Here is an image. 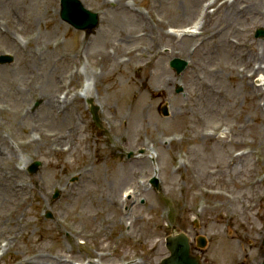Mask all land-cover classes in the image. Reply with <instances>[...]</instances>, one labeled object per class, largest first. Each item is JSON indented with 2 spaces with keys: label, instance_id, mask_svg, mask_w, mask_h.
I'll use <instances>...</instances> for the list:
<instances>
[{
  "label": "rangeland",
  "instance_id": "1",
  "mask_svg": "<svg viewBox=\"0 0 264 264\" xmlns=\"http://www.w3.org/2000/svg\"><path fill=\"white\" fill-rule=\"evenodd\" d=\"M81 1L88 34L59 0H0V264H159L172 227L204 264L258 263L264 0Z\"/></svg>",
  "mask_w": 264,
  "mask_h": 264
},
{
  "label": "water",
  "instance_id": "2",
  "mask_svg": "<svg viewBox=\"0 0 264 264\" xmlns=\"http://www.w3.org/2000/svg\"><path fill=\"white\" fill-rule=\"evenodd\" d=\"M60 18L78 29H84L90 32L97 25V15L86 9L80 0H60ZM256 35H263L264 30L257 31ZM11 57H0V62L10 61ZM177 72L182 70L186 62L182 59H173L170 62ZM180 90V88L178 89ZM165 115L166 112L164 111ZM37 163H35L36 165ZM31 170H35L34 167ZM57 192L54 196H57ZM50 214H48L49 216ZM200 245L204 244V239L199 238ZM262 247L264 249V235L262 238ZM166 247L169 250L170 256L161 260L160 264H199L194 258L190 259L188 237L184 233L172 234L166 238ZM259 264H264V258Z\"/></svg>",
  "mask_w": 264,
  "mask_h": 264
},
{
  "label": "bare ground",
  "instance_id": "3",
  "mask_svg": "<svg viewBox=\"0 0 264 264\" xmlns=\"http://www.w3.org/2000/svg\"><path fill=\"white\" fill-rule=\"evenodd\" d=\"M236 0H231V1H226L225 3H226V9H225V15H224V17H225V19L227 18V17H229L231 14H235V11H233L231 8H232V5H233V3L235 2ZM228 2V3H227ZM208 6V5H207ZM221 6V4L220 5H217L216 6V10L219 8ZM242 9V7L239 9V10H241ZM229 10V11H228ZM207 16H211L210 15V13H208L206 10H205V14H204V17L202 18V15H201V17L199 18V19H197L196 21H194V24L191 26V27H188V28H184V29H176V28H173V30L171 31V32H175V33H182V32H185V33H190L191 35H195L196 33H197V31H199L200 29H201V27H202V25H204L206 22V17ZM253 60H254V58H253ZM260 68V66L259 65H257V67H255V70L252 72V74H247V73H243L242 74V76H241V79L242 80H244V79H249V78H251L252 77V75L253 74H255V73H257V70ZM244 69V68H243ZM78 72V70H76V73ZM263 72V76H264V70L262 71ZM73 73H75V71L73 72ZM73 73H72V75H73ZM80 74V73H79ZM257 82H259V84H256V86L254 85V88L256 89V91L258 92V93H260V94H264V90L262 89V85H264V77L262 78V77H260L259 79H257L256 80ZM79 96H78V95ZM84 96H87L88 97V93L87 92H85V94H84ZM73 97H82L81 96V93H74L73 94ZM50 98H49V103H50ZM48 103V102H47ZM142 107H140L139 109H140V111L142 110V112L143 111H145V108H142ZM225 137V135H223V137L222 138H224ZM69 140V138L67 137V136H60V137H58L57 138V140L54 142V143H52L57 149H61L64 145L63 144H66L67 145V141ZM32 141V140H31ZM63 145V146H62ZM152 157H153V155H151ZM5 246H9V242H7V243H5Z\"/></svg>",
  "mask_w": 264,
  "mask_h": 264
},
{
  "label": "flooded vegetation",
  "instance_id": "4",
  "mask_svg": "<svg viewBox=\"0 0 264 264\" xmlns=\"http://www.w3.org/2000/svg\"><path fill=\"white\" fill-rule=\"evenodd\" d=\"M209 263V262H208ZM204 264V263H203ZM209 264H212V263H209ZM235 264H237V263H235Z\"/></svg>",
  "mask_w": 264,
  "mask_h": 264
}]
</instances>
